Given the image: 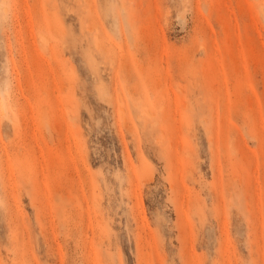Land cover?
I'll list each match as a JSON object with an SVG mask.
<instances>
[{"label": "rangeland", "instance_id": "rangeland-1", "mask_svg": "<svg viewBox=\"0 0 264 264\" xmlns=\"http://www.w3.org/2000/svg\"><path fill=\"white\" fill-rule=\"evenodd\" d=\"M122 1L0 0V264H264V0Z\"/></svg>", "mask_w": 264, "mask_h": 264}, {"label": "bare ground", "instance_id": "bare-ground-1", "mask_svg": "<svg viewBox=\"0 0 264 264\" xmlns=\"http://www.w3.org/2000/svg\"><path fill=\"white\" fill-rule=\"evenodd\" d=\"M122 2H125V0L122 1ZM124 5H125V4H124ZM124 5H123V7H124ZM261 5H262V4H260V6H261ZM263 5H264V4H263ZM121 6H122V5H121ZM84 7L86 8V6H84ZM123 7H122V8H123ZM262 7H263V10H264V6H262ZM262 7H260V9H261ZM125 8H127V7H125ZM125 8H123V9H125ZM261 10H262V9H261ZM230 116H231V115H230ZM231 118H232V117H231ZM230 121H232V120L230 119ZM228 122H229V121H228ZM227 125H228V124H227ZM230 127H231V126H230ZM229 130H231V128H230ZM247 131H248V130H247ZM229 132H230V131H229ZM231 132H232V131H231ZM248 132H249V131H248ZM234 133H235V132H233L232 134L235 136ZM236 133H238V132H236ZM230 134H231V133H230ZM233 135H232V137H234ZM238 135H239V134H238ZM229 136H230V135H229ZM236 136H237V135H236ZM239 136H240V135H239ZM237 137H238V136H237ZM237 137H236V139H239V138H237ZM237 142H238V140H237ZM231 143H232V142H231ZM231 143H230V144H231ZM239 143H241V142L239 141ZM239 143H237V144H239ZM241 178H242V177H241Z\"/></svg>", "mask_w": 264, "mask_h": 264}]
</instances>
